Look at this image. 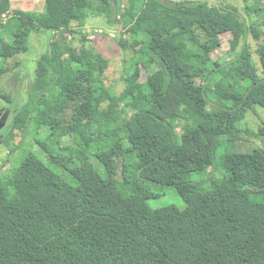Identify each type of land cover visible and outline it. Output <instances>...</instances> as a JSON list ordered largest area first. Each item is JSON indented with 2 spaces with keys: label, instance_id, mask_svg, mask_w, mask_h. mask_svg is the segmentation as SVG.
<instances>
[{
  "label": "trees",
  "instance_id": "16d2710c",
  "mask_svg": "<svg viewBox=\"0 0 264 264\" xmlns=\"http://www.w3.org/2000/svg\"><path fill=\"white\" fill-rule=\"evenodd\" d=\"M10 1L0 76L21 65L32 33L53 36L7 125L11 137L32 128L43 155L0 168V264H264V146L229 151L217 179L191 180L217 169L222 138H241L249 111L264 109V0H245L249 26L237 7L207 1L45 0L43 12ZM94 18L122 28L120 94L84 30ZM224 40L230 57H213ZM0 99L13 103L1 88ZM149 183L174 187L185 207L151 206L161 194Z\"/></svg>",
  "mask_w": 264,
  "mask_h": 264
},
{
  "label": "rangeland",
  "instance_id": "374dc122",
  "mask_svg": "<svg viewBox=\"0 0 264 264\" xmlns=\"http://www.w3.org/2000/svg\"><path fill=\"white\" fill-rule=\"evenodd\" d=\"M121 8L130 9L133 0H120ZM171 1V0H168ZM176 1V0H175ZM184 1H207L210 4L217 5L222 8L235 6L238 8L242 19L248 24L251 23L250 17L247 14L245 7V0H184ZM254 2V0H252ZM12 9L32 10L43 12L46 9L45 0H11ZM119 23L117 26L109 27L103 19L94 18L89 21V24L84 28L85 32H91L90 38L93 39L97 48L110 60L109 68L106 72L107 85L117 94H120L125 87V82L122 78V70L124 67V53L117 41L119 32L121 31ZM247 42L250 44L253 58L261 70L260 57L257 52L259 42L255 39L253 34L248 29ZM53 32L45 31L42 33H32L29 39L30 51L27 54H20L15 58L21 61V65L11 72L0 76V88L11 95L13 103L6 102L0 99L1 115L8 112V117L1 126L0 119V168L2 171H9L13 165L15 157L24 154L26 150L33 149L40 155L39 145L36 143L37 135L29 131H16L14 137L8 133V126L11 117L15 111V104L20 101H26L29 96V91L33 84V79L38 67V61L44 57L46 51L49 49V43L52 39ZM78 43V40H74ZM229 42L224 40L223 45L213 52L215 58H229L230 57ZM88 114L92 113L89 105H85ZM3 110V111H2ZM3 112V113H2ZM1 118V117H0ZM242 137L232 142L228 137H223V143L216 153L214 166L217 169L211 170L207 175L192 174L191 180L199 182L202 179L209 178L212 175L213 179L220 176V162L223 154L234 150H252L256 145L264 146V136L261 130L264 129V109L257 105L254 110L249 111L246 118L242 121ZM34 129V127H33ZM35 130V129H34ZM39 134L43 136L45 130L41 129ZM8 142H5V140ZM256 159L261 163L262 159L257 154ZM217 171V172H216ZM153 190L160 193L161 196L150 201V205L158 208L168 205H175L179 208L185 207L184 199L179 195L174 187L149 183Z\"/></svg>",
  "mask_w": 264,
  "mask_h": 264
},
{
  "label": "water",
  "instance_id": "95a60500",
  "mask_svg": "<svg viewBox=\"0 0 264 264\" xmlns=\"http://www.w3.org/2000/svg\"><path fill=\"white\" fill-rule=\"evenodd\" d=\"M0 119H1V126L3 125L4 121L7 119L8 117V112H5L3 115H1V111H0ZM0 126V127H1Z\"/></svg>",
  "mask_w": 264,
  "mask_h": 264
},
{
  "label": "flooded vegetation",
  "instance_id": "af4514ba",
  "mask_svg": "<svg viewBox=\"0 0 264 264\" xmlns=\"http://www.w3.org/2000/svg\"><path fill=\"white\" fill-rule=\"evenodd\" d=\"M3 111V110H2ZM3 113V112H2Z\"/></svg>",
  "mask_w": 264,
  "mask_h": 264
}]
</instances>
